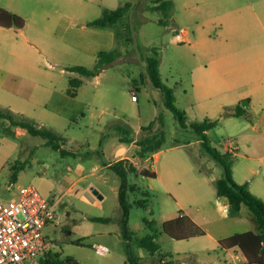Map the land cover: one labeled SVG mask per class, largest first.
<instances>
[{
    "label": "rangeland",
    "instance_id": "1",
    "mask_svg": "<svg viewBox=\"0 0 264 264\" xmlns=\"http://www.w3.org/2000/svg\"><path fill=\"white\" fill-rule=\"evenodd\" d=\"M116 1L117 4L127 1L128 8L114 26L89 25L82 28L85 18L99 17L105 7L112 8ZM116 1L90 2L87 13L80 14L76 19L77 25L73 26V30L78 33L77 51L70 53L63 45L54 48L61 63L51 60L55 66L50 67L41 61V68L48 71L50 77L46 80L42 78L44 84L53 81L67 92L68 88H73L70 79H83L82 84L74 87V90L77 91L76 96L86 103L84 114L76 119L61 118L52 130L61 137L63 148L77 152L84 158L92 148L98 147L100 138L108 142L109 136L105 134L109 124L123 122L139 131L142 125L152 122L150 129L141 130L142 135L162 131L164 140L160 158L149 161L160 172L163 180L177 175L175 186L183 194V211L174 200V189H163L155 178H146L136 172L130 174L132 184L142 188L138 190L133 186L129 198L132 204L128 224L136 254L142 250L136 245L137 239L151 231L145 221L154 219L158 230L155 256L142 251L145 260L141 264H164L157 263L160 260L157 258L161 256L171 261L169 263L166 260V264L231 262L230 253L210 250L216 249V238L254 228L256 218L245 204L238 218H219L220 213L216 214L217 209L213 208L217 204L215 180L223 175L224 169L202 150L193 129L188 125L182 127L175 113L165 105L163 93L150 80L147 58L154 51L158 52L161 80L172 88L175 105L185 112L187 123L202 121L205 117L217 119L199 109L197 91L193 86L199 64L207 62L209 56L200 53L199 49L186 41L180 42L187 39L183 29L189 31L193 40H201L208 46L209 43H220L222 36L230 39L233 23L260 26L257 17L259 14L261 16L264 0H171L173 4L167 16L155 9L160 0ZM115 29L121 33L118 42ZM69 34V31L61 32L58 43H69ZM116 46L121 48L122 54L93 77L85 78L68 69L72 65L91 68L100 50ZM52 59L56 58L52 56ZM62 68L65 72L61 74ZM135 83L139 86L134 90L138 100L132 99ZM231 128V125L219 122L209 129L207 136L210 146L223 152L227 140L233 138ZM45 141L43 137L31 135L26 129L13 126L7 118L0 116V197L9 200L16 196L20 185L29 184L47 198L55 196L57 199L61 196L55 205V219L43 228V234L51 242L47 250L59 253V258L71 255L79 264H125L119 225L121 209L117 174L114 171L111 174V170L106 169L105 179L104 171H95L84 178L73 192L62 196L68 186L67 166L76 159L72 154L60 153ZM242 153H245V149L240 144L234 160L238 168H241L238 154ZM95 154L99 155L98 152ZM16 160L26 161V164L18 172L17 179L13 180L10 166ZM85 161L88 165L91 162L90 158ZM91 186L98 189V194L93 193ZM84 188L88 190L87 193H84ZM144 191H147V197ZM145 197L148 199L146 207L134 203L138 199L146 200ZM185 211L196 218V223L205 234L175 239L163 232L162 223L165 220ZM86 215L108 217L110 222L90 221L84 218ZM77 224H80V233L74 231ZM77 239H80L81 244L76 242ZM98 243L108 246L106 255L95 251L93 245ZM37 264L41 263L38 261Z\"/></svg>",
    "mask_w": 264,
    "mask_h": 264
},
{
    "label": "crops",
    "instance_id": "2",
    "mask_svg": "<svg viewBox=\"0 0 264 264\" xmlns=\"http://www.w3.org/2000/svg\"><path fill=\"white\" fill-rule=\"evenodd\" d=\"M90 2L93 0H0L1 7L25 19L22 28L0 26L1 108L23 114L51 129L56 127V122L61 118L76 119L79 115L84 114V107H86L84 100L68 94L65 89L57 87L53 81H49L50 84L42 83L43 79H48L49 75H47L48 71L42 69L40 65L41 61H44L50 67H54L51 60L54 63H61L62 60L54 48H61L65 45L70 53L77 51L78 33L73 30V26L77 25L76 19L80 14L87 13ZM126 2L117 4L116 1L112 8H105L115 9ZM28 15L31 16L28 17ZM257 18L260 26L233 23L230 39L222 36L220 43H209L208 46L207 43H201V40H193L187 29H183L187 39L180 42L186 41L197 50L199 49L200 53L209 56L207 62L199 64L197 75L194 76L193 86L197 91L199 109L207 116L217 118V124L225 122L226 125L232 126L233 138L227 140L223 152L231 150L237 155L240 144L245 149L244 154H238L241 157L239 161L241 168L233 163L232 176L239 183L247 182L249 190L264 200V153L261 152L264 151V3L261 16L259 14ZM90 20L92 19L85 18L82 28H87ZM63 31H69V43H58ZM115 38L118 42L116 29ZM52 56L56 59H52ZM60 72L62 74L65 70L62 68ZM82 77L90 78L83 75ZM81 80L83 82V79ZM138 88L139 86L135 83L132 92ZM133 100H138V96ZM244 100L248 101V108L242 105ZM238 105L246 110L244 114H224V111L233 112ZM141 127L139 131L133 129L136 139L142 135ZM107 131L105 136H109L108 142H105L102 137L97 144L98 147L100 142L104 144L102 155L95 154L98 149L95 147L84 157L90 158L89 165L79 153L72 151L71 156H74L76 161L67 166L69 169V176L66 179L68 186L62 196L65 193L73 192L84 178L95 171H104L105 177L102 176L107 179L105 170H111V174L113 173L110 164L118 159L128 158L135 164L145 163L150 170L156 172V177H143L159 180L162 188L167 191L174 189L176 191L173 192L174 200L183 211V194L175 186L177 175L163 180L160 172L149 161L159 159L161 149L141 159L136 154L137 146L134 142L120 141L119 135L109 126ZM207 132L208 130L206 134ZM197 141L199 142V139ZM102 160H105L106 164H103ZM91 189L96 188L91 186ZM83 191L84 193L88 192L85 188ZM96 191L98 194V189ZM216 202L217 204L213 205V208L217 209L216 214L220 213L218 214L219 218L230 216L228 199L225 196L217 195ZM243 209L244 204L241 206L240 214L231 217L238 218ZM180 214L197 222L196 218L186 211ZM91 216L97 215H86L84 218L90 220ZM109 222L110 220L106 223ZM79 226L80 224L74 226L75 232L80 233ZM256 227L257 224L254 228L247 230H255ZM222 237L225 236L216 238V249L211 248L210 250L230 253L232 260L215 264L244 261L246 258L241 251L218 247V239ZM142 251L139 253L142 257L141 263L145 260ZM157 260H159L157 263L166 264V260L171 262L164 256L158 257Z\"/></svg>",
    "mask_w": 264,
    "mask_h": 264
},
{
    "label": "trees",
    "instance_id": "3",
    "mask_svg": "<svg viewBox=\"0 0 264 264\" xmlns=\"http://www.w3.org/2000/svg\"><path fill=\"white\" fill-rule=\"evenodd\" d=\"M161 2L155 6L156 10H161L165 16L172 7L173 2L171 0H160ZM128 8V2L118 6L115 9L105 8L102 14L88 21V25L105 27L108 25H115L126 13ZM163 22V21H162ZM25 24V19L12 13L0 6V26L3 27H16L22 28ZM117 38L119 39L121 33L116 30ZM122 50L116 46L110 50L99 51L97 54V61L91 68L83 65H72L68 69L78 72L86 77H93L97 75L102 68L106 65L113 63L120 55ZM160 57L158 52L154 51V54L147 58V70L152 84L161 90L164 95L165 105L172 110L178 117L182 127L190 126L196 133L199 139L202 150L207 153L212 159L218 162L224 169L223 175L215 180L216 194L218 196H225L229 202V215L237 216L240 214L242 204H246L251 210L257 221V227L255 230H245L241 232H235L231 235L218 239V247L220 249H236L241 251L245 260L241 262L231 264H264V200L251 192L248 188V183H239L234 180L232 176V167L235 160V154L233 151L219 152L210 146V140L206 134V131L217 125L218 119H211L205 117L202 121H192L187 123V117L185 112L175 105V97L171 87L162 82L159 71ZM71 87L68 88L67 93L76 96L77 91L74 87L80 86L82 80L80 78L70 79ZM246 110L238 105L233 112L224 111V114L241 115ZM0 116L7 118L10 124L13 126H19L27 130L31 135L41 136L46 139L45 143L50 145L54 149H58L62 154H73L72 151L67 150L61 146V137H59L52 129L44 125L38 124L34 119L27 117L23 114L13 113L8 109L0 107ZM152 122L146 126H142V130H148L152 126ZM109 127L113 128L116 134L119 135V140L130 143L134 142L137 146L136 154L144 159L151 153L160 150L164 136L162 131L155 132L153 134L141 135L139 138H135L133 127L127 123H111ZM10 129L8 128L7 131ZM13 133V132H12ZM9 134V132H8ZM102 145L100 142L98 149L99 155H102ZM103 164L105 160H102ZM26 161L16 160L11 164L12 179L16 180L18 172L25 167ZM110 168L117 174L119 179L118 186V201L120 205V233L123 239V248L125 252V264H141L142 257L136 254L134 251V242L132 241V231L129 227V214H130V193L133 190L134 184L129 180V176L132 173H138L141 176L156 177V172L149 169L145 163L135 164L128 158H121L110 164ZM135 188L142 189L141 186H135ZM145 192V196L148 194ZM145 197V198H146ZM138 199L135 204L139 206H147L146 200ZM90 220L108 222L110 218L102 216H91ZM151 231L137 239V247L150 255H154L158 249V243L155 241L158 237V230L156 227V221L149 219L145 221ZM162 230L167 235L175 239H188L191 237L205 234V231L190 217L185 215H178L165 220L162 223ZM76 242L81 244L80 239ZM59 253H51L46 250L42 256L39 257L41 264H79V262L71 255H66L63 258H59Z\"/></svg>",
    "mask_w": 264,
    "mask_h": 264
},
{
    "label": "built area",
    "instance_id": "4",
    "mask_svg": "<svg viewBox=\"0 0 264 264\" xmlns=\"http://www.w3.org/2000/svg\"><path fill=\"white\" fill-rule=\"evenodd\" d=\"M136 98L133 92L132 99ZM59 199L45 197L32 184L20 185L9 200L0 197V264H37L51 244L43 228L55 219ZM93 248L100 255L109 252L101 243Z\"/></svg>",
    "mask_w": 264,
    "mask_h": 264
},
{
    "label": "water",
    "instance_id": "5",
    "mask_svg": "<svg viewBox=\"0 0 264 264\" xmlns=\"http://www.w3.org/2000/svg\"><path fill=\"white\" fill-rule=\"evenodd\" d=\"M242 105H243L245 108H248L249 103H248V101L244 100V101H242ZM93 193L97 194L96 189H93Z\"/></svg>",
    "mask_w": 264,
    "mask_h": 264
}]
</instances>
